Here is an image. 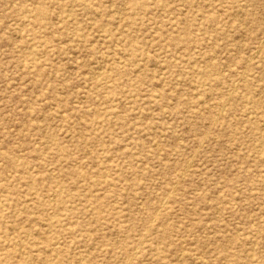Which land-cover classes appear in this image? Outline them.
Here are the masks:
<instances>
[{
  "label": "rangeland",
  "instance_id": "rangeland-1",
  "mask_svg": "<svg viewBox=\"0 0 264 264\" xmlns=\"http://www.w3.org/2000/svg\"><path fill=\"white\" fill-rule=\"evenodd\" d=\"M0 264H264V0H0Z\"/></svg>",
  "mask_w": 264,
  "mask_h": 264
},
{
  "label": "bare ground",
  "instance_id": "bare-ground-1",
  "mask_svg": "<svg viewBox=\"0 0 264 264\" xmlns=\"http://www.w3.org/2000/svg\"><path fill=\"white\" fill-rule=\"evenodd\" d=\"M262 40H263V39H262ZM259 49H260V48H259ZM257 50H258V49H257ZM257 50H256V51H257ZM257 52H258V51H257ZM259 53H260V52H259ZM221 111H222V110H221ZM190 160H191V159H190ZM187 161H188V160H187ZM183 172H184V171H183ZM164 201H165V200H164ZM166 201H167V200H166ZM162 202H163V201H162ZM162 202H161V203H162ZM165 203H166V202H163V204H165ZM163 204H162V205H163ZM160 210H161V208H160ZM156 212H157V211H156ZM160 212H161V211H160ZM159 214H160V213H159ZM157 215H158V213H157ZM155 218H156V217H155ZM151 221H154V219L151 220ZM151 221H150V223H151ZM148 230H149V229H148ZM237 231H239V230H237ZM16 242H17V241H16ZM22 246H23V245H22ZM23 247H24V246H23ZM17 248H18V247H17ZM138 248H139V246H138ZM15 250H16V249H15ZM184 250H185V249H184ZM135 253H137V252L135 251ZM184 253H185V252H184ZM182 254H183V253H182ZM181 256H182V255H181Z\"/></svg>",
  "mask_w": 264,
  "mask_h": 264
}]
</instances>
